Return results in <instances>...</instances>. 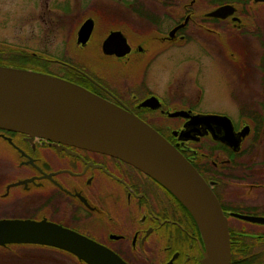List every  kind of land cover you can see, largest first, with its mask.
Wrapping results in <instances>:
<instances>
[{
    "label": "flooded vegetation",
    "instance_id": "1",
    "mask_svg": "<svg viewBox=\"0 0 264 264\" xmlns=\"http://www.w3.org/2000/svg\"><path fill=\"white\" fill-rule=\"evenodd\" d=\"M224 6L233 12L214 15ZM0 66L64 79L148 124L217 198L231 264H264V222L244 219H264V1L0 0ZM217 70L229 94L243 88L236 115L204 105L214 90L201 76ZM1 220L60 227L125 264H203L199 227L162 184L119 158L4 129ZM0 264L87 263L7 243Z\"/></svg>",
    "mask_w": 264,
    "mask_h": 264
},
{
    "label": "water",
    "instance_id": "2",
    "mask_svg": "<svg viewBox=\"0 0 264 264\" xmlns=\"http://www.w3.org/2000/svg\"><path fill=\"white\" fill-rule=\"evenodd\" d=\"M232 12V6H224L214 15ZM0 129L103 153L136 167L191 213L205 244L203 264H231L228 219L217 198L196 169L132 113L64 79L0 66ZM7 243L54 246L87 264H125L107 249L54 225L1 220L0 245Z\"/></svg>",
    "mask_w": 264,
    "mask_h": 264
},
{
    "label": "rangeland",
    "instance_id": "3",
    "mask_svg": "<svg viewBox=\"0 0 264 264\" xmlns=\"http://www.w3.org/2000/svg\"><path fill=\"white\" fill-rule=\"evenodd\" d=\"M258 48L260 49V51L258 50ZM253 49H254L255 54L257 50L261 52V54L263 53L261 46L258 47L256 45L255 47V45H253ZM220 75L221 74L217 70V71H212L210 73H207L201 76L205 81L206 80L208 81V83L212 86L214 90V92L208 95L207 99L205 100L204 105L209 110L224 111V112H228L230 114L236 115L237 114L236 97L241 98L240 94H242L243 88H240L237 83L236 84L237 87H235V90L233 92L235 96H232L226 91L225 84L224 83L221 84ZM238 91H240V93H238Z\"/></svg>",
    "mask_w": 264,
    "mask_h": 264
}]
</instances>
